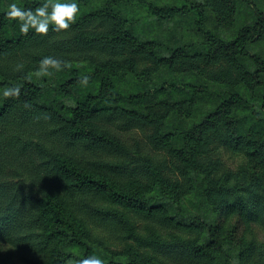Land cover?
Listing matches in <instances>:
<instances>
[{
  "label": "trees",
  "instance_id": "1",
  "mask_svg": "<svg viewBox=\"0 0 264 264\" xmlns=\"http://www.w3.org/2000/svg\"><path fill=\"white\" fill-rule=\"evenodd\" d=\"M75 2L67 31L24 35L8 6L44 0H0V248L25 264H264V243L217 222L264 228V0ZM44 57L71 67L37 77ZM222 151L260 171L240 180Z\"/></svg>",
  "mask_w": 264,
  "mask_h": 264
},
{
  "label": "clouds",
  "instance_id": "2",
  "mask_svg": "<svg viewBox=\"0 0 264 264\" xmlns=\"http://www.w3.org/2000/svg\"><path fill=\"white\" fill-rule=\"evenodd\" d=\"M7 13L8 18L16 20L20 25V32L27 35L30 29H33L36 34L47 35L49 26L52 25V30L55 32L67 31L72 24L76 22L79 12V5L75 0L70 3H62L60 0H44V3L33 9H22L17 4L13 3L9 6ZM23 66L17 67L20 70ZM71 67L65 61L55 59L53 57H44L40 61V67L35 73L37 77L50 76L52 73L49 69L61 71L63 68ZM89 77L83 76L80 80L82 86H86ZM21 87L11 86L3 90V97L16 98L20 96ZM27 106V105H26ZM66 264H104V261L98 256H90L81 260L69 259Z\"/></svg>",
  "mask_w": 264,
  "mask_h": 264
},
{
  "label": "rangeland",
  "instance_id": "3",
  "mask_svg": "<svg viewBox=\"0 0 264 264\" xmlns=\"http://www.w3.org/2000/svg\"><path fill=\"white\" fill-rule=\"evenodd\" d=\"M62 3H70L73 2V0H60ZM97 4L94 5L92 9L97 8ZM99 7V6H98ZM135 12L140 13L143 12L139 7H136ZM82 11H89V9H82ZM136 17V16H135ZM135 17L133 19H135ZM90 58H93L94 60H91L90 64H93V66L87 68L88 72L93 71L92 67L95 68L96 66H99L102 64L100 60L97 59V54H92ZM87 63V62H84ZM96 65V66H95ZM89 66V65H88ZM220 158L223 162L224 167L226 170L232 172L235 174L240 180L243 181H251L252 172L253 171H260V169H257L253 165H249V161L245 159L244 155L240 152H225L222 151L220 153ZM235 177V176H234ZM236 178V177H235ZM264 189V182L263 187ZM226 220L228 228H233L234 232L236 231L238 233L237 238L243 237L246 240H253L256 243H264V228L261 227L256 222H248L244 221L239 216H233V217H226L224 218L223 215L217 218V222L220 224ZM111 243V240L108 241ZM113 250L118 249V247L111 245ZM120 249H122V246H120ZM0 262L5 264H25V262L20 259L19 257H16L13 253H11V250L9 247H1L0 248Z\"/></svg>",
  "mask_w": 264,
  "mask_h": 264
}]
</instances>
